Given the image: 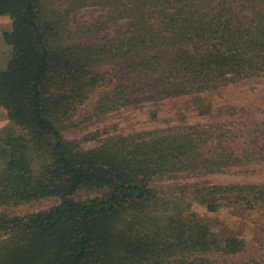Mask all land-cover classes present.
<instances>
[{"label": "trees", "instance_id": "trees-1", "mask_svg": "<svg viewBox=\"0 0 264 264\" xmlns=\"http://www.w3.org/2000/svg\"><path fill=\"white\" fill-rule=\"evenodd\" d=\"M88 7L99 15L75 25ZM1 16L11 57L0 111L21 133L9 126L0 146V264H239L245 239L216 237L193 208L254 211L264 224V182L201 180L264 176V107L215 100L264 83V0H0ZM111 25L103 41L71 39ZM104 87L90 119L174 99L198 120L178 112L175 124L107 132L94 146L83 142L97 133L68 139L70 119ZM49 197L58 203L7 212Z\"/></svg>", "mask_w": 264, "mask_h": 264}, {"label": "rangeland", "instance_id": "rangeland-1", "mask_svg": "<svg viewBox=\"0 0 264 264\" xmlns=\"http://www.w3.org/2000/svg\"><path fill=\"white\" fill-rule=\"evenodd\" d=\"M99 15V12L88 7L83 9L76 16L75 25L89 24L90 20ZM74 25V26H75ZM11 19L9 16L0 17V69L6 67L10 57L11 48L8 46L2 38L4 31L10 30ZM118 25H111L108 28L101 30L97 33L78 34L80 31L76 29L72 35V41L81 42H99L106 38H110L117 34ZM108 68L105 67V69ZM104 70V68H103ZM248 83L243 86L229 87L223 91L222 96L215 98L219 104H231V105H244L245 103L252 102L259 107H264V83ZM258 82H264L260 80ZM116 83V82H112ZM112 83L109 84L112 85ZM105 90L104 88L98 89L91 97L79 107L77 113L70 119L69 126L65 130V136L68 139H81L86 135L97 133L98 136L92 139V136H88L83 142L85 146H94L96 142L102 137L106 136V133H122L128 134L132 132L150 130L155 128H164L169 124H175L181 118L178 112L187 114L188 121L195 122L198 118L194 113L188 109L189 102L184 100H163L159 102L142 101L140 103L133 104L127 108H120L114 112L108 113L99 120L90 119L88 112L91 110V106L95 103L98 95ZM264 118V115L261 116ZM14 127L16 133H21V130L14 126L7 118L4 112L0 111V146H3L4 138L6 136V129L8 127ZM14 132V133H15ZM5 157L0 155V170L5 166ZM38 162L35 160L34 169H38ZM201 180H206L210 183H236L242 181H262L264 182V176H243L240 174H211L204 176ZM176 182L185 183L184 179L180 178ZM168 182L156 180L152 183V186H157V189L166 190ZM58 203V199L54 197L43 198L41 200L32 201L17 205L15 207L7 208V212L14 215H26L31 214L43 209H47ZM2 208H0L1 210ZM193 210L202 217L205 222L211 225L213 234L221 238L228 234L240 235L246 241V249L243 253L234 256L233 259L241 264V262L250 261H263L264 260V224L262 215L258 212L252 211L243 212L240 209L231 208L222 205L215 212H208L202 206H194Z\"/></svg>", "mask_w": 264, "mask_h": 264}]
</instances>
